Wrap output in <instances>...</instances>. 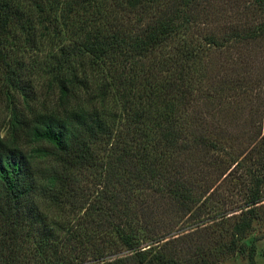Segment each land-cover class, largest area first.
I'll return each mask as SVG.
<instances>
[{"label":"trees","instance_id":"obj_1","mask_svg":"<svg viewBox=\"0 0 264 264\" xmlns=\"http://www.w3.org/2000/svg\"><path fill=\"white\" fill-rule=\"evenodd\" d=\"M246 1L0 0V264H254L264 0Z\"/></svg>","mask_w":264,"mask_h":264},{"label":"rangeland","instance_id":"obj_2","mask_svg":"<svg viewBox=\"0 0 264 264\" xmlns=\"http://www.w3.org/2000/svg\"><path fill=\"white\" fill-rule=\"evenodd\" d=\"M217 5L220 6L222 11V15L219 17H245L242 14H245L243 10L247 5L246 0H219ZM252 10H247L246 17H255V15H251ZM258 17V16H256ZM42 54L37 53V58H41ZM33 97L34 105L41 107L43 105H53L56 102V88L49 84L47 80L44 78H40L37 82L36 86L33 88ZM7 100L4 96L0 94V133H5L7 129V120H8V107ZM224 193H229L223 191ZM231 199V198H230ZM186 225V224H180ZM186 226L185 228H187ZM220 228V226L213 225V229ZM175 230H172L173 234ZM247 238H253V243L255 245L254 252V264H264V213L262 214V218L254 219L250 226L249 232L247 233ZM117 247V246H115ZM86 258V257H85ZM80 263V264H91V259L88 257ZM221 264H250L247 252L244 253H232L226 259L222 261Z\"/></svg>","mask_w":264,"mask_h":264}]
</instances>
